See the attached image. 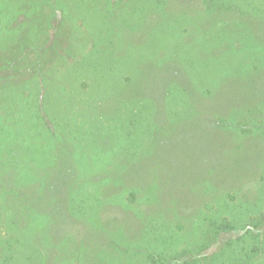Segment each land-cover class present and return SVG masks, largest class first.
Masks as SVG:
<instances>
[{
  "label": "rangeland",
  "instance_id": "1",
  "mask_svg": "<svg viewBox=\"0 0 264 264\" xmlns=\"http://www.w3.org/2000/svg\"><path fill=\"white\" fill-rule=\"evenodd\" d=\"M261 213L264 0H0V264H155Z\"/></svg>",
  "mask_w": 264,
  "mask_h": 264
},
{
  "label": "trees",
  "instance_id": "2",
  "mask_svg": "<svg viewBox=\"0 0 264 264\" xmlns=\"http://www.w3.org/2000/svg\"><path fill=\"white\" fill-rule=\"evenodd\" d=\"M239 217L213 219L204 242L163 254L155 264H264V213L251 219Z\"/></svg>",
  "mask_w": 264,
  "mask_h": 264
}]
</instances>
